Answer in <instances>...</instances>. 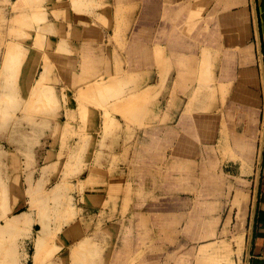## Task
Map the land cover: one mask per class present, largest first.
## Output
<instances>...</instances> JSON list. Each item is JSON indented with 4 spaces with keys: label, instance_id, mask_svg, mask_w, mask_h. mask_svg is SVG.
<instances>
[{
    "label": "crops",
    "instance_id": "0c3cea01",
    "mask_svg": "<svg viewBox=\"0 0 264 264\" xmlns=\"http://www.w3.org/2000/svg\"><path fill=\"white\" fill-rule=\"evenodd\" d=\"M61 10L72 27L61 59L77 85L124 75L155 94L150 117L130 118L133 138L123 121L124 193L115 223L97 231L107 245L89 244L98 264H264V0H66Z\"/></svg>",
    "mask_w": 264,
    "mask_h": 264
},
{
    "label": "rangeland",
    "instance_id": "374dc122",
    "mask_svg": "<svg viewBox=\"0 0 264 264\" xmlns=\"http://www.w3.org/2000/svg\"><path fill=\"white\" fill-rule=\"evenodd\" d=\"M65 1L0 0V264L101 263L91 239L107 245V234L97 231L115 223L108 214H116L124 193L125 163L115 153L123 149V121L133 138L139 125L131 119L153 111L154 92L125 87L134 81L129 76H86L77 85L67 75L74 66L61 60L69 49L60 41L72 34L70 13L61 12ZM11 49L19 53L12 65ZM44 87L53 93L44 97ZM15 221L20 225L9 227Z\"/></svg>",
    "mask_w": 264,
    "mask_h": 264
},
{
    "label": "bare ground",
    "instance_id": "6f19581e",
    "mask_svg": "<svg viewBox=\"0 0 264 264\" xmlns=\"http://www.w3.org/2000/svg\"><path fill=\"white\" fill-rule=\"evenodd\" d=\"M73 3V2H72ZM138 3V2H137ZM132 4V3H131ZM128 6V5H127ZM122 7V6H121ZM137 9V8H136ZM135 9V10H136ZM34 10V9H33ZM133 11V10H132ZM38 14V13H37ZM37 14H36V16H37ZM128 14H130V12L128 13ZM127 14V15H128ZM121 16L123 17V14H121ZM130 17V16H129ZM27 18V17H26ZM35 18H37V17H35ZM27 19H29V18H27ZM26 19V20H27ZM132 19V18H131ZM31 20H32V18H31ZM36 33V32H35ZM45 33H43V34H41V35H38L39 37H43L44 38V35ZM38 37V38H39ZM123 38V37H122ZM45 41V40H44ZM40 45H41V43H40ZM42 46V45H41ZM17 47L19 48V50H21V48L19 47V46H15V48L17 49ZM14 48V47H13ZM43 49V48H42ZM206 50V49H205ZM18 51V50H17ZM7 52V51H6ZM16 51H15V49H13V51H12V49L9 51V56L7 57V62L9 63V64H14L15 62H17V61H19V53H18V58H17V52L15 53ZM21 52H22V50H21ZM13 55H15V57H16V59H15V57H13ZM21 55V54H20ZM61 56V55H60ZM23 57H24V55H23ZM26 57V56H25ZM45 59H46V57H44ZM22 59V58H21ZM24 59V58H23ZM22 59V60H23ZM51 59H53V58H51ZM158 60H162L161 58H157ZM62 60V59H61ZM121 60V59H120ZM163 60H164V58H163ZM165 60L167 61V59L165 58ZM166 61H165V63H166ZM42 62H44L43 60H42ZM50 62H52V61H50ZM207 62H208V60H207ZM212 62H213V60H212ZM180 63V62H179ZM161 64H163V63H161ZM169 63L167 62L164 66L166 67V65H168ZM205 64V63H204ZM209 64V63H208ZM208 64L206 63V65L208 66ZM18 65V64H17ZM169 66H171L170 64H169ZM168 66V67H169ZM18 69L19 67H15V69ZM163 68V67H162ZM211 68H213L212 67V63H211V66H210V71H212L211 70ZM13 69H14V67H13ZM48 69V68H47ZM161 69V68H160ZM169 69H170V67H169ZM169 69H166V70H169ZM165 70V68H163V71ZM17 71V70H16ZM48 71V70H47ZM158 71V70H157ZM20 72V71H19ZM43 72V71H42ZM168 72V71H167ZM166 73V71L164 72V74ZM211 73V72H210ZM15 75H17V74H15ZM159 76V75H158ZM162 78H163V76L162 75H160ZM47 77H49V73H44L43 75H42V77H41V79H40V81L38 82L37 81V83L38 84H36V85H38L37 87H35L33 90H32V93L34 94V92H38L39 90H40V88H42L45 84H44V82H45V80H46V78ZM210 77H212V75L210 76ZM40 78V77H39ZM136 78V77H135ZM206 78V77H205ZM18 80V79H17ZM211 80H213L212 78H211ZM125 81V80H124ZM126 82L127 81H125V84H126ZM139 82V81H138ZM157 82V81H156ZM212 82H214V80L212 81ZM134 83V82H133ZM133 83H131V81H130V83H129V81L127 82V85H131V84H133ZM44 84V85H43ZM35 85V84H34ZM160 85H161V83H160ZM220 85V84H219ZM34 87V86H33ZM221 87V86H220ZM15 88V87H14ZM45 88V90H43V94H44V97H47L48 95H51L52 93H51V88L49 87H44ZM86 88V87H85ZM89 88H91V90H89V91H92L93 89H92V87H89L88 86V88H87V90L89 89ZM94 89H98L97 87H93ZM17 90V89H16ZM210 90H212V88H210ZM210 92V91H209ZM212 92H214L213 90H212ZM211 92V93H212ZM51 93V94H50ZM211 93H209V94H211ZM214 94V93H213ZM226 96V95H225ZM32 97V96H31ZM34 97V96H33ZM37 97V96H36ZM42 97V96H41ZM7 99V98H6ZM6 99H5V101H6ZM33 99V98H32ZM31 99V100H32ZM1 100H3V99H1ZM42 100H43V98H42ZM4 101V100H3ZM8 102H9V100H7ZM6 101V102H7ZM33 101V100H32ZM35 101V100H34ZM45 101V100H44ZM42 102V101H41ZM29 103H30V100H29V102H28V106H29ZM173 104V103H172ZM39 105V104H38ZM174 105V104H173ZM40 107V106H39ZM27 108H29V107H27ZM29 110V109H28ZM33 110V109H32ZM35 110H37V109H35ZM109 120H111V119H109ZM108 120V121H109ZM109 123V122H108ZM108 125V124H107ZM103 127V126H102ZM103 131H104V129H103ZM107 132V131H106ZM82 139V138H81ZM83 142V141H82ZM84 149V148H83ZM70 169V168H69ZM68 172V171H67ZM89 180V179H88ZM20 196V195H19ZM22 207V206H21ZM27 214V213H26ZM23 216V215H22ZM18 225H20V223H18V222H12V223H10L9 224V227H16V226H18ZM4 227V226H3ZM5 228V227H4ZM46 233H47V229L43 226V228H42V231H41V236H45L46 235ZM50 238V237H49ZM48 238V239H49ZM44 241V240H43ZM41 243V242H40ZM86 245V244H85ZM83 247V246H82ZM88 248V247H87ZM42 249V248H41ZM43 250V249H42ZM43 252V251H42ZM42 252H41V254H42ZM35 259H37V258H35ZM153 264V263H152Z\"/></svg>",
    "mask_w": 264,
    "mask_h": 264
},
{
    "label": "water",
    "instance_id": "95a60500",
    "mask_svg": "<svg viewBox=\"0 0 264 264\" xmlns=\"http://www.w3.org/2000/svg\"><path fill=\"white\" fill-rule=\"evenodd\" d=\"M256 18H257V14H256ZM259 177H260V174H259ZM257 196H258V190L256 192V200H255V207H254V216H255V213H256Z\"/></svg>",
    "mask_w": 264,
    "mask_h": 264
}]
</instances>
